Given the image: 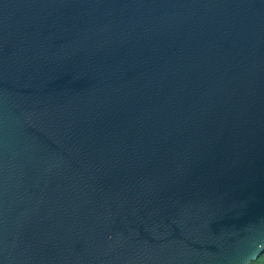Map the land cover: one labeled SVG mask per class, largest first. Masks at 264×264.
<instances>
[{
	"label": "water",
	"instance_id": "water-1",
	"mask_svg": "<svg viewBox=\"0 0 264 264\" xmlns=\"http://www.w3.org/2000/svg\"><path fill=\"white\" fill-rule=\"evenodd\" d=\"M264 253V0H0V264Z\"/></svg>",
	"mask_w": 264,
	"mask_h": 264
},
{
	"label": "trees",
	"instance_id": "trees-1",
	"mask_svg": "<svg viewBox=\"0 0 264 264\" xmlns=\"http://www.w3.org/2000/svg\"><path fill=\"white\" fill-rule=\"evenodd\" d=\"M250 264H264V253L261 254L257 260L250 262Z\"/></svg>",
	"mask_w": 264,
	"mask_h": 264
}]
</instances>
